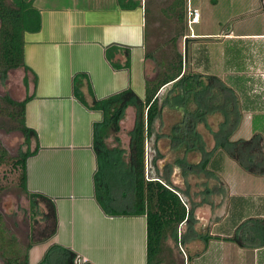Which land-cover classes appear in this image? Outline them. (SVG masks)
<instances>
[{
  "label": "crops",
  "instance_id": "0c3cea01",
  "mask_svg": "<svg viewBox=\"0 0 264 264\" xmlns=\"http://www.w3.org/2000/svg\"><path fill=\"white\" fill-rule=\"evenodd\" d=\"M134 1L140 3L135 9H124L111 0H87L83 7L39 8L40 30L31 35L24 50L25 60L37 78L36 94L26 106L25 122L36 132L39 144L37 153L26 161L27 187L55 204L57 226L50 243L73 251L90 264H146L145 217L108 213L129 205L131 198L126 190L118 198L111 194L105 199V212L97 202L94 184L98 161L93 125L102 119L101 112L93 109L95 102L129 88L144 97V62L150 59L146 55L150 8L145 0ZM226 36L230 39L234 35L230 32ZM112 46L122 49L112 58L115 63L119 61L120 68L112 67L106 57V50ZM257 71L255 78L261 83L259 90L264 99V66H258ZM248 77L243 83L250 82ZM246 110L253 132L262 135L253 125L258 112ZM260 113L264 115V107ZM167 124H161L163 131L168 130ZM158 126L156 133L162 131ZM149 142L152 146L161 144L153 137ZM164 142L168 146L166 139ZM209 170L216 177L208 183L217 179L223 186H216L218 192L210 194L205 204L196 203L195 221L203 222L205 227H221L224 220L235 215L236 222L231 226L234 233L247 219L264 220V188L251 199L246 192L227 194V182L217 170ZM179 179V186H175L184 191L183 179ZM235 198L237 209L231 205ZM200 213L203 217H196ZM230 237L218 234L204 244L197 242L191 264H264V247L241 248L225 240ZM216 249L219 251L209 252Z\"/></svg>",
  "mask_w": 264,
  "mask_h": 264
},
{
  "label": "trees",
  "instance_id": "16d2710c",
  "mask_svg": "<svg viewBox=\"0 0 264 264\" xmlns=\"http://www.w3.org/2000/svg\"><path fill=\"white\" fill-rule=\"evenodd\" d=\"M14 1L13 5L16 9L0 0V16L3 17L5 30L8 32L11 28L12 34L16 36V41L10 45L6 44V37L2 54L5 60L13 66H22L23 33L25 31L35 33L40 30V15L31 3L25 0ZM260 3V11H264V0H260ZM118 4L124 9H135L140 6V3L134 0H118ZM167 11L179 25H182L179 34L184 33L186 0H174L168 6ZM230 32L231 30L228 29L222 31V34L229 35ZM175 40L176 38H173L172 42ZM119 50L122 49L116 46L106 50V57L114 68L121 66L119 61L116 63L112 61L113 54ZM152 55L153 53H150L147 57L152 58ZM128 64H126L127 67ZM161 65V72L153 80L145 81L143 98L129 88L105 100L96 101L93 107L102 114L101 121L93 125V148L98 161L97 172L94 175L97 202L105 210V199L111 194L118 198V194L126 192L127 197L131 198L129 205L125 208L111 210L108 213L117 216L145 217L146 264H162L164 242L168 238H171L176 246L183 247H186L189 240L185 239L188 237L186 235L198 239L206 238L205 242L207 239L215 238L207 233H197L193 226V232L190 233L191 224L196 222L193 216L196 203H193L189 195V176H192L194 180H200L197 186L199 189L202 188V191H199L200 201L198 203L205 204L204 201H208L210 194L218 192L215 189L216 186L209 187L208 183L209 179L215 176L209 167L217 151L228 153L244 171L257 176L264 175L262 135L254 133L249 140H230L242 116L237 93L216 77H204L199 73H191L189 55L188 60L185 61L184 56L175 53L173 59L163 61ZM169 85L171 87H167ZM163 87L168 89L162 101H159L157 93ZM128 107H134L137 110V122L129 134L128 145L121 149L117 145L110 148L105 140L113 134L114 142L120 141L117 137L120 133L119 122ZM168 112L176 120L168 121V130L163 131L164 133H156L153 125L165 123L163 113L165 115ZM20 116L21 133L25 135L30 131L24 126L22 110ZM217 117L220 118V122L214 130L209 124V119ZM199 127H203L204 133L212 137V148L206 145ZM152 134L155 138L164 137L168 141L167 152L174 161L168 164L161 174L156 172L153 176L149 173L151 177L147 178L144 161L145 141ZM192 153L198 155V162L193 163L186 159ZM17 164L21 169V188L25 191L24 159ZM155 164L153 163L152 166L157 167ZM173 169L180 173L185 185L184 191H180L172 184ZM181 194L191 199V202L188 200L189 210L187 209L188 203H184L179 197ZM37 197L43 198L48 203L49 212L45 218L51 220L50 232L47 237L39 240L42 241L56 233V211L53 202L49 199L43 196ZM181 226L185 228L183 235L178 233ZM225 240L241 248L264 247V220L247 219L236 227L230 238H225ZM75 257L73 251L54 244L46 252L41 264H74ZM17 264H24V262Z\"/></svg>",
  "mask_w": 264,
  "mask_h": 264
},
{
  "label": "rangeland",
  "instance_id": "374dc122",
  "mask_svg": "<svg viewBox=\"0 0 264 264\" xmlns=\"http://www.w3.org/2000/svg\"><path fill=\"white\" fill-rule=\"evenodd\" d=\"M86 1L36 0L35 7L43 9L70 8L73 6L83 7L84 4L87 5ZM145 1L146 6L150 8L147 18L148 38L146 55L153 53L152 59L150 58L144 62L143 73L145 79L153 80V78L161 72V63L173 59L175 53L184 56V38H190L191 40L188 42L189 71L191 73L202 74L204 77H216L227 87L237 92L239 108L241 109L242 116L238 126L233 131L230 140H249L253 136L254 132L250 126L252 125V120H249L248 115L244 113L248 108L258 112L254 118L253 125L262 132V137L264 139V115H261L260 113L262 107H264V99H261L263 97L262 90H259L260 87L262 88V86H260L261 83L255 78L258 74V66H264V11H260V0H186L185 30L184 33H182L185 34V36L179 34L181 33L182 25H179L167 11L168 6L173 3L174 0ZM111 2H118V0H111ZM188 5L198 9L200 12L199 22L193 24L190 29L187 26ZM228 29H230L234 35L230 39H226L227 36L222 34V31ZM212 35H216L217 37L212 38ZM239 35H244L246 37L238 40L239 38L236 37ZM173 38H176L175 42H172ZM188 55L186 58L187 60ZM255 67H257L256 70ZM242 71L245 74H243ZM246 76H249L248 78L250 79V82L247 84L243 83V80L246 81ZM251 79H253V82ZM167 87L171 86L169 85ZM2 88L13 99H21L22 96H24L22 73L20 71L10 72L2 84ZM236 88L239 89L235 90ZM162 89L163 93H165L168 88L163 87ZM4 108V114H0V146L8 152L10 157H14L18 150L23 147V137L17 129L15 130L18 123L9 118L8 112L11 111V108L7 105L4 106ZM135 115H137L136 108L128 107L120 121V133L118 136L122 148H126L128 145L129 134L136 121ZM163 119L167 121V125H169V122L176 120V118H173L172 114L169 112L165 113V115L163 113ZM219 122V117L209 119V124L214 130L217 129ZM199 129L203 133L208 148H212V137L208 133H204L205 130L203 127H199ZM113 139V134L106 139V144L110 148H114L115 146ZM163 144L166 143H161V145ZM149 146H151L150 142ZM187 160L196 163L199 161V158L198 155L192 153L189 157L187 156ZM211 164L212 165L209 168L214 169V171L217 170V172L221 174L225 183L227 182V185L229 186L227 194L246 192V195H249L251 199L255 195L254 193L261 192L264 188V175L257 176L244 171L226 152L221 153L217 151L212 158ZM152 170H150V173L153 174ZM12 171L9 161L0 167V185L5 187L4 194L0 193V209H6L7 211L10 210V207L7 205V202H3L2 198L5 196L4 200H7V195H11V189L15 186L16 177ZM179 176L180 173L178 171L173 173L172 183L174 186H179ZM146 177H151V175L146 172ZM192 178L193 177L190 178L192 186L189 191L190 197L193 203H198V201H200V195L199 186H197V184L200 180H194ZM176 181L177 183H175ZM210 184L212 187L223 186L222 182L217 179H213V182L209 183V185ZM200 189L202 190V188ZM216 191L218 190L216 189ZM179 197L184 203H188L187 208L190 209L188 200L191 202V199H187L182 194ZM237 201L238 199L236 198L232 200L233 204L229 201V203L233 205L232 208H239V206L236 205ZM217 202L218 200L215 201V203ZM194 210L193 214L195 213ZM201 213L196 215V217H203ZM234 220H236V216L232 215L230 219L224 220L221 223L222 225L220 224L221 227L214 228L209 226L205 227L203 222H194L191 224L190 233L193 232V226L194 230L199 234L207 233L212 236L218 234L232 236L233 233H231V226L233 222H236ZM22 226L25 227V222L22 223ZM184 229V226L179 227L178 233L183 235V231H185ZM39 231L40 230H38V232ZM22 232L24 233V229L19 235L21 241L23 235L25 236ZM186 236L188 237L185 239H189L185 245L186 247L176 246L171 238L165 240L163 254L164 260L162 264H191L193 262L191 260L194 259L193 257L198 250L197 248H194L196 243L204 244L206 243V238H200L196 241L195 238L193 239L191 236L189 237V235ZM210 240L211 239H207V241ZM218 251V249L215 251L209 250V252ZM198 258L199 257H196V259ZM188 259L190 260L189 262Z\"/></svg>",
  "mask_w": 264,
  "mask_h": 264
},
{
  "label": "flooded vegetation",
  "instance_id": "af4514ba",
  "mask_svg": "<svg viewBox=\"0 0 264 264\" xmlns=\"http://www.w3.org/2000/svg\"><path fill=\"white\" fill-rule=\"evenodd\" d=\"M25 1L27 3H31L32 7L39 11V15H40V9L38 7H35L36 0H25ZM3 2H5V4H7L8 6H11L12 8L16 9L15 5H13L15 3L14 0H3ZM12 31L13 30L9 28L8 32H6L5 27L3 25V17L0 16V114L1 113L4 114L5 111L4 106L6 105L9 106L11 108L10 110L12 111V112L11 111L8 112L9 118L11 120H15V122L18 123V125L15 127V130L17 129L20 132L21 136L23 137V147L18 150L17 154L14 157H10L8 155V152L2 146H0V167L5 165V163L9 161V164L11 165L13 170L12 173L16 177L15 186L13 187V189H11V195L10 194L7 195L8 196L7 200H4L5 196L4 198H2L3 202H7V205L10 207V210L7 211L6 209H0V264H17L18 262L22 263V261L24 262V264H41L46 252L54 244L50 243V240L52 239L53 236L45 240L39 241L43 237L48 236L51 229V220H46L45 218L49 212V209L47 207L48 203L43 198H39L37 196H43L49 199L51 202H53V200L45 195L30 192L27 187V182L24 191L21 188V182H20L21 169L20 166L17 164V162H20L24 159L25 170H26V161L28 160L29 157L35 155L39 149L36 132L34 131V129L28 127L25 122L26 106L35 97L36 87H37L36 75L34 71H32V69L27 64L24 55L25 52L24 50L25 47L27 46L26 43H28L31 35L34 33L27 31L23 33V65L13 66V64H10L5 60V56L4 54H2L4 53L3 47H4V43L6 42V37H7L6 44L8 45H10L13 41L14 42L16 41V36L12 34ZM12 71H20L22 73V83L24 87L25 100L20 103L15 102L13 98L10 97L9 94L6 93V91L2 88V84L8 77V74ZM146 80L147 79H145V81ZM161 90L162 88L157 93V98L159 101H162V98L164 97L165 94L163 93V91L161 92ZM21 110L23 111V117L25 122L24 126L30 131L29 133H25V135L21 133V124L19 120L21 117L20 116ZM135 119L136 121L134 123V126L137 122V115H135ZM156 125L157 124L153 125V130L157 129ZM134 126L131 129V132L134 129ZM162 126L163 125L158 126L160 130H162L158 132L160 134L163 133ZM117 137L119 138L118 135ZM152 137L155 138V135L152 134L151 137H147L145 141V150H144L145 170L148 174L152 169H153L152 172L154 174L156 172L161 174L163 170L166 168V166L170 163H173L174 160L169 154H167V149H168L167 143L163 145L159 144L158 147V142H156V146H152L153 144L149 146V139ZM155 139L160 141L161 143H165L164 137H158ZM120 143H121L120 141L118 143L114 142V144L120 147L121 149L122 146L120 145ZM153 163H156L155 165L157 167H153L152 166ZM173 171L175 172L176 170L173 169ZM191 177L192 176H189V178ZM4 192H5V187L3 185H0V193L4 194ZM55 211H56V207H55ZM37 219L40 221H38ZM56 220H57V214H56ZM23 222H25V227L22 226ZM196 223H198L197 220ZM23 229H24V233L23 232L22 233L25 234V236L23 235L21 241L19 235ZM38 230L40 231L38 232ZM37 250L42 251V253H37ZM85 263L86 262H83L82 259L78 255H76L74 259V264H85Z\"/></svg>",
  "mask_w": 264,
  "mask_h": 264
},
{
  "label": "built area",
  "instance_id": "2783aa9c",
  "mask_svg": "<svg viewBox=\"0 0 264 264\" xmlns=\"http://www.w3.org/2000/svg\"><path fill=\"white\" fill-rule=\"evenodd\" d=\"M200 19V12L198 9L190 7L188 5L187 7V26L190 29L193 24H197Z\"/></svg>",
  "mask_w": 264,
  "mask_h": 264
},
{
  "label": "water",
  "instance_id": "95a60500",
  "mask_svg": "<svg viewBox=\"0 0 264 264\" xmlns=\"http://www.w3.org/2000/svg\"><path fill=\"white\" fill-rule=\"evenodd\" d=\"M191 39L186 37L184 38V58H185V61H186V58H187V55H188V42L190 41ZM15 102L17 103H20V102H23L25 100V95L22 96L21 99H13ZM189 210V208H187Z\"/></svg>",
  "mask_w": 264,
  "mask_h": 264
}]
</instances>
